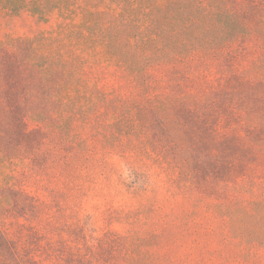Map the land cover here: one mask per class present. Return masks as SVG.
<instances>
[{"label": "rangeland", "instance_id": "374dc122", "mask_svg": "<svg viewBox=\"0 0 264 264\" xmlns=\"http://www.w3.org/2000/svg\"><path fill=\"white\" fill-rule=\"evenodd\" d=\"M124 11L0 0V264H264V39L138 85L119 60L136 42ZM42 77L59 110H43ZM171 96L204 104L194 134L239 138L243 167L189 184L148 159L138 146L160 134L137 137V105Z\"/></svg>", "mask_w": 264, "mask_h": 264}, {"label": "trees", "instance_id": "16d2710c", "mask_svg": "<svg viewBox=\"0 0 264 264\" xmlns=\"http://www.w3.org/2000/svg\"><path fill=\"white\" fill-rule=\"evenodd\" d=\"M246 2L115 0L125 11L130 8V12L136 13L130 15L136 25L134 57L129 59L126 53L119 51V60L131 69L135 82L141 85L147 71L155 67L184 65L196 58H216L225 49L251 36L264 39V0ZM52 78H43L41 83L43 110L48 113L51 109H60L56 92L52 90L56 89ZM158 100L153 98L145 105H137L135 114L138 138L147 131L160 134L138 146L140 150L149 151L148 159L179 169L189 184L197 171L213 167V176L222 171L230 178L238 167H243L247 149L239 138H218L215 132L213 138L194 134L196 127L203 130L208 125L199 117L205 110L204 104L174 96ZM210 112L214 115V109Z\"/></svg>", "mask_w": 264, "mask_h": 264}]
</instances>
